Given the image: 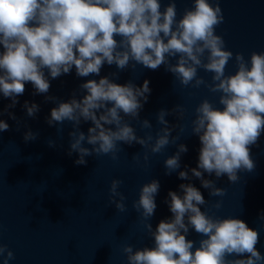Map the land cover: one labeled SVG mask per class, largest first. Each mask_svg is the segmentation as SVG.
Masks as SVG:
<instances>
[{"label":"water","instance_id":"water-1","mask_svg":"<svg viewBox=\"0 0 264 264\" xmlns=\"http://www.w3.org/2000/svg\"><path fill=\"white\" fill-rule=\"evenodd\" d=\"M0 264H264V0H0Z\"/></svg>","mask_w":264,"mask_h":264}]
</instances>
